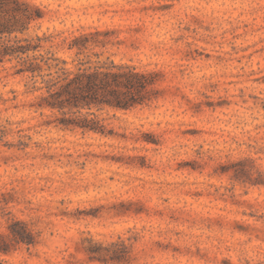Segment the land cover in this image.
Returning <instances> with one entry per match:
<instances>
[{"label":"rangeland","instance_id":"374dc122","mask_svg":"<svg viewBox=\"0 0 264 264\" xmlns=\"http://www.w3.org/2000/svg\"><path fill=\"white\" fill-rule=\"evenodd\" d=\"M26 1L44 15L21 36L70 58L95 33L102 59L161 77L102 134L49 123L0 63V231L8 200L39 240L4 264H264V0ZM90 238L125 257L91 260Z\"/></svg>","mask_w":264,"mask_h":264},{"label":"trees","instance_id":"16d2710c","mask_svg":"<svg viewBox=\"0 0 264 264\" xmlns=\"http://www.w3.org/2000/svg\"><path fill=\"white\" fill-rule=\"evenodd\" d=\"M43 15L38 6L26 0H0V63L15 62V73L28 79L26 92L38 93L35 105L49 109L55 116L49 123L107 134L113 129L108 127L109 118L103 116V111L133 109L156 97L160 72L109 57L102 59V53L91 47L95 33L74 36L66 46L74 52L70 58L51 46L45 47L54 35H20ZM8 203L5 200L1 206L3 216H7V231H0V264L6 262L1 255L39 242L30 225L7 210ZM88 242L86 250L91 260L108 263L125 257L115 249L118 243L104 246L91 238Z\"/></svg>","mask_w":264,"mask_h":264}]
</instances>
